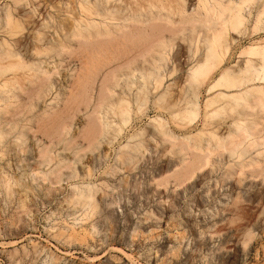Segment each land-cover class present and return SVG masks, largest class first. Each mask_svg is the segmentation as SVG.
<instances>
[{
	"label": "rangeland",
	"instance_id": "374dc122",
	"mask_svg": "<svg viewBox=\"0 0 264 264\" xmlns=\"http://www.w3.org/2000/svg\"><path fill=\"white\" fill-rule=\"evenodd\" d=\"M157 1L0 0V264H264V110L255 107L256 97L264 104V80L255 73L261 61L251 58L255 80L245 87L210 91L223 72L246 69L248 49L264 45V15L257 22L264 0L244 9L245 25L228 32L221 67L200 87L187 79L212 33L200 25L181 32L157 70L164 81H149L138 112L141 83L128 88L118 63L89 64L74 34L88 21L103 22L97 14L104 10L120 16ZM168 1L189 14L204 2ZM82 70L93 80L84 89ZM115 75L119 85L106 102L126 95L132 109L121 133L110 123L120 120L99 105L103 81ZM194 91L198 115L185 120ZM247 92L245 102L229 101L236 113L204 118L211 100ZM164 94L174 111L156 104ZM95 109L102 118L93 144L86 130ZM159 118L169 135L185 141L203 133L202 145L213 149L209 137H228L235 124L252 132L240 134L236 154L180 151L159 133Z\"/></svg>",
	"mask_w": 264,
	"mask_h": 264
},
{
	"label": "bare ground",
	"instance_id": "6f19581e",
	"mask_svg": "<svg viewBox=\"0 0 264 264\" xmlns=\"http://www.w3.org/2000/svg\"><path fill=\"white\" fill-rule=\"evenodd\" d=\"M253 2L254 0H239L238 3L226 4L224 0H204L191 14L188 13L183 4L168 0L148 2L149 10H143V12L131 6L127 13H123L120 16L116 11L108 9L97 14L103 19V22L96 23L94 21H88L85 26H78L74 37L78 39L79 44L83 48L88 50L90 55L88 57L89 64L92 63L90 61L96 60L102 64L100 67L118 63L121 76L126 77L124 82L128 88L137 82L141 83L143 88H139L138 91L140 92L136 102L138 104V112H142L148 102V83L150 80H154L156 83H162L164 81L165 76L163 74H157V70H161L162 63L167 60L168 52L181 40V32L189 29L191 33H195L197 32V25H200L212 33V36L208 37L205 41L206 49L202 60L197 62L187 79L191 84H196L200 87L211 80V78L213 79L217 69L221 67L225 52L228 50L226 46L228 32L238 31L245 25L246 19L243 16V11ZM139 9L142 10V7H139ZM261 15H264V10L258 17V23L262 21L260 18ZM256 45L245 52L250 58L246 62V69L240 71V74L237 76L227 71L223 72L219 79L213 81L210 91L217 88L241 89L248 83L254 81L255 79L251 73L255 68L254 66L252 67L253 64L251 65L253 62L251 58L254 57H257L263 65L260 70H258L259 68H255V73L261 80H264V45ZM148 67H153L155 71L148 69ZM1 74L2 71L0 70V76ZM116 78L115 75L114 78L112 76L103 81L99 105L100 108L104 107L107 113L120 120V124L110 123L118 127V132L121 133V124L127 125L129 123L132 109L126 95L115 101L113 100V102H106L107 95L114 92V83L115 87L119 85ZM79 81H81L80 85L84 89L92 84L93 80L89 74L85 75V70H82L81 75H79ZM140 94H143L145 97L142 98ZM247 94L248 92L241 96L221 94V97L207 103L204 118L210 119L218 116H227L229 113H236L234 104L229 103V101L232 100L237 104L241 100L245 102L248 96ZM197 96L198 94L194 91L192 100L188 103L187 109L182 113L185 120L192 121L197 117ZM166 98V94L160 96L156 104L167 111H174V108L166 102ZM218 102L225 103L212 116L208 109ZM255 105L260 110H264V104L261 98H255ZM99 113V110L97 111L95 109L88 116L89 123L86 130V138L89 142L92 141L93 144L98 138L97 126L100 124ZM176 116H181V114H173L171 118L174 119ZM165 125L166 122L161 118L156 121L159 133L166 138L167 142L171 143L172 147L177 146L180 151H187L193 148L198 152L206 151L207 154H210L216 149H231L232 154H236L237 150L243 146L240 140V134L245 133L247 136H251L252 132L247 127L242 128L239 124H235V129L229 131L228 137L223 138L214 135L209 137L208 141L213 140L215 145H217V148L213 149L210 145L207 147L202 145V140H199L198 136H202L203 133H198L192 136V138L188 137L184 139L185 141H180V138H175L167 133ZM190 138L195 142L194 145L190 144ZM245 153V151L238 152L240 156H243Z\"/></svg>",
	"mask_w": 264,
	"mask_h": 264
}]
</instances>
